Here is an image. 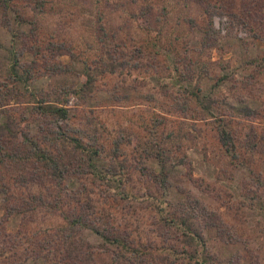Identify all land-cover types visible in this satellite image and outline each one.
Listing matches in <instances>:
<instances>
[{"label": "rangeland", "instance_id": "374dc122", "mask_svg": "<svg viewBox=\"0 0 264 264\" xmlns=\"http://www.w3.org/2000/svg\"><path fill=\"white\" fill-rule=\"evenodd\" d=\"M167 54L214 116L184 100ZM95 151L116 178L91 174ZM165 255L264 264V0H0V264Z\"/></svg>", "mask_w": 264, "mask_h": 264}, {"label": "trees", "instance_id": "16d2710c", "mask_svg": "<svg viewBox=\"0 0 264 264\" xmlns=\"http://www.w3.org/2000/svg\"><path fill=\"white\" fill-rule=\"evenodd\" d=\"M142 29L143 30H149L148 27H145V28H142ZM168 43H169V45L171 47L173 46L170 41L167 42V44ZM158 46H159V44H158ZM153 47H157V43ZM171 47H169V48L171 49ZM172 49H173V47H172ZM157 53L159 54V52H156L155 54H157ZM164 58H165V61L169 63V64H166V66L169 69L173 68V71H177V76H178L179 82L186 81V83H187L185 85V87L183 88V91H182V93L187 95V97H183L184 100L186 101V100L193 99V100H195L198 103L197 106L201 110H203V111L208 110V112L210 113L211 112V110H210L211 107L209 105L210 103H207V102L205 103V104H208V105H204L203 104V102L205 101L206 97H201L200 94L202 93V91H201L202 87L200 86V83L199 84L195 83L199 78H195L193 75H191L190 79L187 80L190 75L188 77H186V78L183 76V74L181 73V69H180V65H181L182 60L180 58H176L175 54L174 55L173 54L164 55ZM181 88H182V86H180L178 88V90L181 89ZM172 98H174L175 100L178 99V97H172ZM146 99L149 101L150 97H146ZM87 102H90L89 98L87 99ZM41 103H42V105H40V107H38V109L42 110L43 113H49L51 115L52 114L60 115L61 117L66 118V119L70 117V114H69V111H68V107L58 106V103L52 102L50 100L44 101V102H41ZM171 108H172L171 111L173 113H174L175 110L182 111V112H184L185 109H186V111L189 110V106H187V108H184V107H182L179 104L171 105ZM210 114L212 115L213 113L211 112ZM212 116H214V115H212ZM198 120L200 122L206 121L207 117H201V118H198ZM218 120H219L218 123H216L215 120L213 122V123L217 124V125H215V127H216V130L218 132V134H217L218 142L220 143V145L225 147L226 151L230 155H232L233 157H238L237 156L238 155V152H237L238 146H237V142H236L235 137H234L233 128H231L228 125H224L223 124V120L221 118L218 119ZM160 122L161 121L155 120L154 124H158L159 125ZM4 125H7V124H4ZM160 125H163V123L161 122ZM72 140H74L75 142H78L77 139H72ZM95 154H97V151H95L94 154L89 158V166L92 169L91 174L94 175V177H96V176L100 177L101 180L102 179L109 180V179L116 178V175L118 173L117 171H120V169H117L116 167H113V168L107 169L105 171L100 170L97 167V165L94 163V161H93V158L95 157ZM37 156H38L37 159H39L42 162V164L46 165V167H51L52 170H54V169L56 171L58 170V163L59 162L56 159L52 158L53 155H51L50 153H49V155H47L45 151L41 150V152H38ZM26 163H31V159L28 160V161L26 160L24 164H26ZM122 170H124V167L122 168ZM28 174L29 175H25V174L20 175L21 177L18 178V181H19V179H21V182L28 183L29 179H31L30 178L31 171H29ZM12 197L13 198H17L18 196L12 194ZM16 205L17 204H14V206H10L9 207V211L10 212H16V207H15ZM72 223H73V225L81 223L83 226H85V224H83L80 219H78L76 221L74 220V221H72ZM73 225L70 227V230H72ZM90 227H93V225H90ZM93 229H94V227H93ZM69 237L71 238V235H69ZM107 240H112V238H107ZM141 254H143V253H136V257L135 258L139 259L141 257ZM150 254L154 255V253H150ZM193 258H195V256ZM161 260H162L161 262L163 264H174V262H175V259L171 260V258L169 259V256H167V255H165V257L163 259H161ZM197 261H198L197 263L206 264L205 263L206 260L204 259V257H203V261H202V258H198L197 257Z\"/></svg>", "mask_w": 264, "mask_h": 264}]
</instances>
